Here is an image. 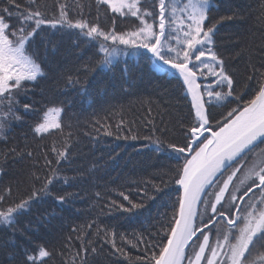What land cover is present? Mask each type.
<instances>
[{
	"label": "snow or ice",
	"instance_id": "1",
	"mask_svg": "<svg viewBox=\"0 0 264 264\" xmlns=\"http://www.w3.org/2000/svg\"><path fill=\"white\" fill-rule=\"evenodd\" d=\"M85 7L95 9V19L84 17ZM218 8L219 0H0V177L12 176L0 183V264H56L58 255L67 264L69 244L75 245L70 264H101V258L107 264H264V28L259 41L236 46V63L244 61L246 69L240 78L215 40L217 24L237 13L216 20L211 14ZM260 15L264 23V2ZM117 19L129 27H118ZM57 33L95 50L79 67L57 62L62 67L54 82L63 80L106 117L119 113L115 124L96 120V132L150 140L157 159L170 162L149 179L121 174L105 184L92 197L99 214L72 227L59 249L32 230L34 223L37 229L49 225L55 213L27 225L21 218L46 198L61 211L81 198L83 193L68 191L76 182L63 178L70 146L53 147L54 158L44 154L41 168L34 150L11 139L29 113L33 139L62 130L66 101H49L39 111L30 102L32 90L52 73L49 57L59 48L48 37ZM130 55L170 76L172 95L184 107L175 114L167 107L129 113L106 88L90 91L97 75ZM25 184L27 194L18 195ZM113 219L120 222L113 225Z\"/></svg>",
	"mask_w": 264,
	"mask_h": 264
},
{
	"label": "trees",
	"instance_id": "2",
	"mask_svg": "<svg viewBox=\"0 0 264 264\" xmlns=\"http://www.w3.org/2000/svg\"><path fill=\"white\" fill-rule=\"evenodd\" d=\"M52 2L53 0H49V3ZM75 2L76 0H73V3ZM262 2L264 0H219L218 10L214 9L211 14L214 19L218 20L221 16L237 13L233 19H225L217 24L215 40L216 48L227 63L234 65L232 71L240 78H243L246 69L244 61L236 63V52L239 51L236 46L246 47L249 41H259L260 29L264 28L260 15ZM83 15L86 19H95V9L89 10L85 7ZM99 16L101 21L107 24L102 12ZM116 23L123 29L129 27L128 23H122L120 19H117ZM48 38L53 40V46H58L59 50L54 59L49 57L52 67L49 80L42 82L39 87L32 90L34 95L30 97V102H34L36 110L39 111L50 106L49 101H66L65 113L61 114L62 130L53 129L50 134H45L44 139L40 137L33 139L29 125L34 124L35 117L29 113L25 117L26 125L16 126L11 139L14 144L20 146L26 144L29 150H34L37 157H41L37 165L41 168L44 166L42 159L44 154L47 153L54 158V153L51 152L53 147L63 150L62 146H70L72 161L65 168L66 175L63 178L76 182L68 191L83 193L81 198L71 205H64V211L57 208L52 198H46L33 207L30 216L21 218L22 223L27 225L29 220L35 222L41 215L50 219L51 213H55L56 218L50 219L49 225L37 229L34 223L32 230L38 231L44 240L50 241L59 249L62 246L61 237H68L72 227L84 225L90 222V216L94 217L99 214L100 207L92 202V197L95 192L104 190L105 184H111L121 174L130 179H149L153 175L166 171L170 162L157 159V154L152 151L150 140L143 138L116 140L114 137L103 135L102 132H96L93 127L96 120L110 119L111 123L115 124L119 113H110L106 117L99 105L89 107L88 98L78 96L71 88H65L63 80L59 84L54 82L56 68L62 67L57 62L66 61L69 66L79 67L92 59L95 50H91L87 44L76 47L75 38L68 35L62 36L57 33L54 36L49 35ZM125 67H127V72L122 75ZM92 76L93 73H90L88 79L91 80ZM171 79L162 72H154L139 56L130 55L121 57L118 66L112 71L97 75L90 91L95 94L100 87L106 88L110 97H116V100L112 102L123 104L125 111L129 113L136 112L143 115L149 107L154 112L156 110L163 112L167 107L175 114L184 106L176 96L172 95L176 86L174 81L169 83ZM26 135L27 139H25ZM32 163L36 161L33 160L31 163L25 161L24 165H14L13 171H19L21 167H31ZM92 173H95V176L89 179ZM100 177L103 179H98ZM10 181H12L11 175L0 177V183L7 184ZM96 184L99 187H94ZM61 186L66 185H58V188ZM27 190L28 185H21L18 195H26ZM160 210L165 211L164 208ZM112 215L119 216L120 213L114 212ZM119 222L115 219L111 220L113 225ZM61 225H63L62 231L59 230ZM71 235L72 241H75V234ZM74 251L75 245L69 244L68 251L65 253L67 264H70L71 253ZM56 264H60L59 255ZM101 264H107V261L101 258Z\"/></svg>",
	"mask_w": 264,
	"mask_h": 264
}]
</instances>
